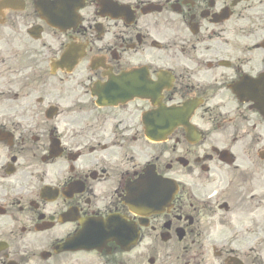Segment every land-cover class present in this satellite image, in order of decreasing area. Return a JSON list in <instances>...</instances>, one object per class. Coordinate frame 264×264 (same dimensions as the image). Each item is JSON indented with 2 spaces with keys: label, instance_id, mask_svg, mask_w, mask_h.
<instances>
[{
  "label": "flooded vegetation",
  "instance_id": "flooded-vegetation-1",
  "mask_svg": "<svg viewBox=\"0 0 264 264\" xmlns=\"http://www.w3.org/2000/svg\"><path fill=\"white\" fill-rule=\"evenodd\" d=\"M42 1L0 12V264H264V0Z\"/></svg>",
  "mask_w": 264,
  "mask_h": 264
},
{
  "label": "rangeland",
  "instance_id": "rangeland-1",
  "mask_svg": "<svg viewBox=\"0 0 264 264\" xmlns=\"http://www.w3.org/2000/svg\"><path fill=\"white\" fill-rule=\"evenodd\" d=\"M263 174H264V172H263ZM263 185H264V182H263ZM262 191L263 190L259 191V193L261 194ZM261 196H262V194H261ZM260 206H261V204H260ZM259 209H260V207H259ZM258 213H259V216H261L263 218V221H264V204H263V207L258 211ZM258 230H260L259 235H258L259 239L257 242L254 240L252 243L255 245L254 247L256 248L255 251L253 252V254H254V256H258L259 259H261V261H263L264 260V228H260ZM248 246L249 245H246V243H243L242 248L246 249V248H248Z\"/></svg>",
  "mask_w": 264,
  "mask_h": 264
}]
</instances>
